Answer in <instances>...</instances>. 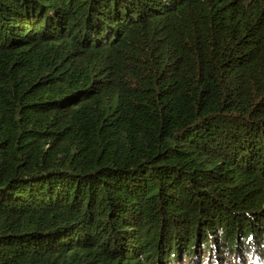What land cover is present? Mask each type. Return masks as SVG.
<instances>
[{
	"label": "trees",
	"instance_id": "obj_1",
	"mask_svg": "<svg viewBox=\"0 0 264 264\" xmlns=\"http://www.w3.org/2000/svg\"><path fill=\"white\" fill-rule=\"evenodd\" d=\"M0 264H264V0H0Z\"/></svg>",
	"mask_w": 264,
	"mask_h": 264
},
{
	"label": "rangeland",
	"instance_id": "obj_2",
	"mask_svg": "<svg viewBox=\"0 0 264 264\" xmlns=\"http://www.w3.org/2000/svg\"><path fill=\"white\" fill-rule=\"evenodd\" d=\"M199 259H200V262L202 263L205 262V259H210V262L213 263L215 261V256H212L208 254L207 252H204L203 250H201Z\"/></svg>",
	"mask_w": 264,
	"mask_h": 264
}]
</instances>
